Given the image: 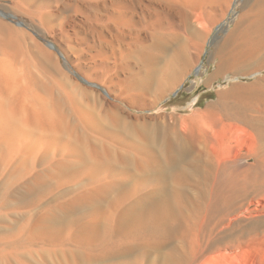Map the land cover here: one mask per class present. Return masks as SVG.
<instances>
[{
    "label": "bare ground",
    "instance_id": "bare-ground-1",
    "mask_svg": "<svg viewBox=\"0 0 264 264\" xmlns=\"http://www.w3.org/2000/svg\"><path fill=\"white\" fill-rule=\"evenodd\" d=\"M10 1L29 5L43 24L55 16L44 11L50 4L44 0ZM243 5L220 46L217 70L244 63L254 77L242 87L253 100L250 109L227 118L244 125L247 157L258 160L264 158V0ZM181 29L154 31L133 52L140 70L130 88L162 100L201 70L204 32L188 19ZM17 32L15 41L4 40L17 52L0 49V264H194L209 246H226L232 237L219 227L244 190L238 161L212 151L208 133L187 128L186 119L150 120L111 100L78 95L22 43L28 34ZM239 153L233 161L242 159ZM203 214L213 222L200 241Z\"/></svg>",
    "mask_w": 264,
    "mask_h": 264
},
{
    "label": "rangeland",
    "instance_id": "rangeland-1",
    "mask_svg": "<svg viewBox=\"0 0 264 264\" xmlns=\"http://www.w3.org/2000/svg\"><path fill=\"white\" fill-rule=\"evenodd\" d=\"M44 1L50 3L44 11L48 9L56 16L46 24L38 16L29 14V5L18 6L14 1L0 0V24L5 23L4 27L0 25V49L17 52L13 51L16 45L4 40L15 41L17 31H25L28 35L22 43L34 48L33 55H39V60L52 68H48L51 73L63 79L78 95L111 100L150 120L180 125L182 119H186L187 128L203 127L210 136L212 151L232 163L238 161L239 166L235 164L234 168H239L236 174L244 190L239 196L238 209L228 213L226 225L219 227L221 232L225 230L228 234L227 238L236 235L237 238H231L226 246H209L200 256L202 259L198 258L194 264H264V158L247 157L251 149L248 132L242 129L244 125L238 120L236 123V119L227 118L230 112L250 109L253 100L245 97L246 91L242 87L252 83L254 77L248 75L244 63L217 70L221 62L220 46L241 17L243 0L208 3L204 0ZM186 19L196 23L205 35L198 42V45H204L197 64L201 70L194 69L186 75L162 100L155 93L130 88L134 72L140 70L133 52L142 43H150L154 31L183 34L181 28ZM223 23L226 29L220 30ZM49 42L57 49L51 48ZM239 151L247 158L233 161ZM210 183L209 190L213 187ZM204 214L198 224L202 229H199L200 241L207 239L213 222ZM150 252L154 253V250H148V255H152Z\"/></svg>",
    "mask_w": 264,
    "mask_h": 264
}]
</instances>
